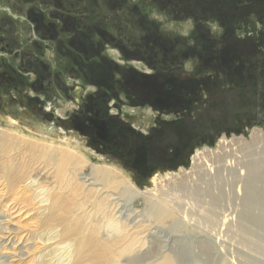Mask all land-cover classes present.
I'll use <instances>...</instances> for the list:
<instances>
[{
  "label": "flooded vegetation",
  "instance_id": "1",
  "mask_svg": "<svg viewBox=\"0 0 264 264\" xmlns=\"http://www.w3.org/2000/svg\"><path fill=\"white\" fill-rule=\"evenodd\" d=\"M91 1L0 0V109L10 101L142 178L148 173L143 154L157 147L158 132L203 106L194 93L203 83L195 80L198 73L210 66L246 72L257 63L260 45L236 32L242 16L257 15L252 7L264 13V0H164L167 10L194 22L202 39L170 43L150 32L130 47L120 31L112 37L89 20L92 10L83 3ZM107 1L120 8L128 0ZM208 22L221 31L211 47L208 31H199ZM189 61L193 71L185 69Z\"/></svg>",
  "mask_w": 264,
  "mask_h": 264
},
{
  "label": "rangeland",
  "instance_id": "2",
  "mask_svg": "<svg viewBox=\"0 0 264 264\" xmlns=\"http://www.w3.org/2000/svg\"><path fill=\"white\" fill-rule=\"evenodd\" d=\"M83 5L84 7L87 5L92 10L89 14V20L91 22L115 38L118 37V31H120L121 38L127 40L129 47L133 44L140 43L141 40H145L144 37L150 32L157 33L161 38L170 43H174V40L178 38H184L189 43H192L191 38L196 39L198 37L197 40L202 39L197 34L198 31H194V22L192 20H185L181 14H175L169 11V8L167 10V6H164V0H128L120 8L111 7L107 0H92L91 3L87 4V2H84ZM134 8H136V11H133L135 10ZM252 8L257 10V15L249 13L241 17L240 29L237 30L236 37L248 38L251 42L258 43L257 46L260 45V48L256 50V54L257 58L258 56L261 57L257 59V63L251 64L249 67L264 68V13L260 11L261 8L259 6ZM256 12L254 11V13ZM187 24L192 25L188 26ZM185 28L190 31H186ZM202 29H205L209 33V41L207 42L209 47L221 37V31L214 23L208 22L204 24L199 31L202 32ZM203 40L205 39L203 38ZM175 45L176 49L181 51L185 49L179 42ZM160 55L162 54L160 53ZM159 64L161 65L162 63ZM243 64L245 66V63ZM194 66L195 62L189 61L186 63L185 69L193 71ZM168 67H171L170 63L161 65L163 70H166ZM216 71L214 67L210 66L207 72L198 73H202L200 79L199 77L195 78V80L203 81L194 90V93L197 92L201 95L200 102L208 99L210 95L208 90L213 86L212 83L221 84L218 71ZM204 83H207V85ZM206 86L207 90L205 89ZM227 87H230V85ZM192 102L195 103L196 100L193 99ZM201 104L203 105L204 103ZM5 107L0 109V113L4 111H11L13 113L22 111L13 107L10 101H8ZM122 110L126 111L125 113L131 111L129 107H125ZM2 121L3 119L0 118L1 125ZM32 122L34 123H31V128L45 136L51 135V137L57 138L59 133H63L62 135L69 140L70 138L77 137L60 127L58 128L51 124H42L35 120ZM40 125L43 128H40ZM244 134L245 132L239 136L245 137ZM77 138L75 140L77 143L75 141L73 143L91 154L93 152L91 156L94 161L112 164L119 167L122 171L124 170L113 159L98 154L84 140ZM256 152L258 153L259 150ZM190 165L191 161L189 159L187 166L184 168L188 169ZM123 172L133 182L136 190L142 193H152L156 196L157 188L155 186L146 181L143 183V187H139L136 185L132 174L126 170ZM1 176L0 264H40L42 255L47 252V247L49 246V243H47V247L44 244V240H47L45 227L40 226L41 218L46 214L45 209L47 206L45 205L47 203L39 204L33 200L31 197L32 191L26 186L28 182L11 185ZM221 178V180H217L216 178L211 179L208 187L200 184L198 196L176 194L171 197V199L175 198L174 202L176 203H174L175 205H164L173 210L172 217L166 222H160L156 215L151 214L152 202L129 199L126 198L127 196L121 195L118 191L110 192L111 190H102V187L99 185L91 189V186L90 188L86 187L91 181L86 183L83 189L87 188L86 190L93 191L96 189L98 190L99 196H107L103 197L104 199L100 196L104 204L103 208L107 209L106 211L105 209H100L99 212L87 204L85 211L95 214V219L100 221V224H104L103 222L106 223V216H108L119 227L116 226L118 228L117 230L113 228V232L112 228L110 230L109 227L106 228L105 232H101L103 236L106 235L105 238H109V246L111 245L110 247H112L113 245L112 248L109 247V254L103 258L102 256H95L92 260L82 264H105L106 262L109 264H163L165 260H173V264H264V230L240 218L242 200L244 198L245 175H239L238 177L224 175ZM80 193H82V190ZM117 199L120 201H116ZM156 201L158 200L155 199ZM207 211L213 214V220L211 222L203 219L204 213ZM259 213L256 209L252 212V215L257 216ZM225 216H227V219L224 218ZM138 218L140 220H137ZM241 227L250 230L255 236L242 235L239 231ZM122 229H124V232ZM108 234L110 235L107 236ZM121 236H123L122 238L123 240L125 239V242L121 240ZM114 237L117 238L114 239ZM249 238L252 240L258 239L260 245H251L252 243L249 242L251 239ZM128 241L132 246L130 244L128 245ZM121 247L125 251L121 250ZM59 259L55 264H72L73 260V258H68L66 255Z\"/></svg>",
  "mask_w": 264,
  "mask_h": 264
},
{
  "label": "bare ground",
  "instance_id": "3",
  "mask_svg": "<svg viewBox=\"0 0 264 264\" xmlns=\"http://www.w3.org/2000/svg\"><path fill=\"white\" fill-rule=\"evenodd\" d=\"M185 30L190 31L186 28ZM15 115L18 118L14 117ZM0 118L3 119L2 125L0 124L1 177L11 185L28 182L26 186L32 191L33 200L39 204L47 203L45 205L47 206L46 214L41 218L40 226L45 227L47 240H44V244L46 247L49 246L47 252L42 255L43 261L41 260L40 264H55L64 255L73 258L72 264H82L92 260L95 256L103 258L109 254V249L113 245L109 246V238H105L106 235L103 236L101 232H105L108 227L112 228L113 232V228L119 226L114 224L108 216H106V223L100 224V221L95 219V214L85 211L87 204L96 211L105 209L102 199L107 196L100 195L102 197L100 199L98 190L83 189L84 185L90 181L91 183L86 187L91 186V189L99 185L102 190L118 191L129 199L152 202L151 214L156 215L160 222H166L172 217L173 210L164 205L176 203L175 198L171 199L174 195L198 196L200 184L208 187L211 179L221 180V176L224 175L228 177L245 175L240 218L264 230V130L261 128L248 129L244 134L245 137L222 135L212 146L197 148L190 158L191 165L188 169L181 167L176 172L163 171L152 174L148 182L157 188L158 195L156 193L154 196L152 193H142L136 190L133 182L119 167L94 161L91 156L92 151L91 154L73 143L77 137L69 140L62 135L63 133H59L57 138L40 134L31 128V123H34L33 119L23 110L15 113L4 111L0 113ZM40 128L43 126L40 125ZM257 150H259L258 153ZM81 190L82 193H80ZM155 199L158 201L155 202ZM256 209L260 213L253 216L252 212ZM224 218L227 219V216ZM203 219L211 222L213 214L207 211ZM239 231L244 236L254 235L246 228L241 227ZM122 237L121 240H123ZM249 242L253 246L260 245L258 239H251ZM121 250H123L122 247ZM163 264H173V260H165Z\"/></svg>",
  "mask_w": 264,
  "mask_h": 264
},
{
  "label": "water",
  "instance_id": "4",
  "mask_svg": "<svg viewBox=\"0 0 264 264\" xmlns=\"http://www.w3.org/2000/svg\"><path fill=\"white\" fill-rule=\"evenodd\" d=\"M218 77L221 84L212 83L203 106L158 132L157 147L142 157L147 175H133L136 185L143 187L156 172L186 167L197 148L213 145L222 135L239 136L254 127L264 129V68L230 74L218 71Z\"/></svg>",
  "mask_w": 264,
  "mask_h": 264
}]
</instances>
